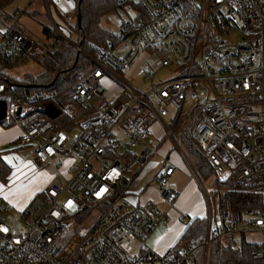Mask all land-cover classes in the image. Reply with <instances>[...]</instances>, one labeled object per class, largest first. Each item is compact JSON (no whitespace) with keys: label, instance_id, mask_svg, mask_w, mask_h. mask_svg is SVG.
Here are the masks:
<instances>
[{"label":"built area","instance_id":"built-area-1","mask_svg":"<svg viewBox=\"0 0 264 264\" xmlns=\"http://www.w3.org/2000/svg\"><path fill=\"white\" fill-rule=\"evenodd\" d=\"M116 2L127 17L88 55L93 67L71 88L88 110L76 133L57 128L44 112L52 103L58 114L76 115L71 104L55 102V88L23 98L0 81V122L18 123V140L34 145L37 163L58 171L61 157L73 159L70 176L51 179L16 220L4 217L13 206L0 196V264H209L214 256V264H264V0ZM21 13H0V67L44 51L17 22ZM63 14L72 20L68 9ZM137 58L140 86L124 76ZM159 70L167 73L157 77ZM105 79L118 86L109 99ZM187 98L196 101L192 136L213 169L216 215L205 191L203 238H178L158 251L148 239L168 222L178 196L169 184L174 167L165 165L154 177L166 210L153 202L133 206L126 173L147 159L148 148L135 150L154 122L173 137L169 124L179 112L170 116L168 107L180 108ZM236 233H257L262 241L237 240Z\"/></svg>","mask_w":264,"mask_h":264},{"label":"trees","instance_id":"trees-1","mask_svg":"<svg viewBox=\"0 0 264 264\" xmlns=\"http://www.w3.org/2000/svg\"><path fill=\"white\" fill-rule=\"evenodd\" d=\"M11 1L0 0V13L5 18L8 17V14L5 13L4 8ZM71 1L73 8L70 14L71 18H74L75 21L70 24L69 21H65V15L52 0H46L48 9L50 10L51 6H53V12L57 16L56 20L54 19L56 26L61 31H63L61 29L63 27L67 32L74 33L76 36L75 41L68 42L55 28L44 26L42 31L49 42L43 45L44 51L41 52L42 71L34 76L16 78L9 76L4 71V68L11 67L12 65L8 64L0 67V81H6L16 95L27 98L37 89L47 90L55 88L57 91L55 102L57 104H71L74 101L71 88L78 78L79 71H87L93 67L88 55L94 56L97 47L112 36L113 31L100 25V18L107 12L116 10L120 6L116 0ZM51 16L53 18V14ZM75 45L79 46L81 50H78ZM87 112L88 110L79 106V112L72 118L59 113L57 116L52 117V120L56 123L57 128L70 129L79 120V116L82 117ZM194 114V111L188 115L179 112L173 120L172 132L196 173L200 176L212 175L213 169L205 159L204 150L192 136V128L196 122ZM7 173L8 167L0 158V177L3 179ZM221 186L225 187L227 185L222 184ZM205 228L206 221L204 217L193 218L185 226L179 240L181 238L185 241L200 240L204 236ZM214 258H217V256L212 257L209 260V264L215 263Z\"/></svg>","mask_w":264,"mask_h":264},{"label":"rangeland","instance_id":"rangeland-1","mask_svg":"<svg viewBox=\"0 0 264 264\" xmlns=\"http://www.w3.org/2000/svg\"><path fill=\"white\" fill-rule=\"evenodd\" d=\"M21 9L22 13L18 17L17 22L23 27V29L38 43L46 45L49 40L46 38L45 34L43 33L42 29L44 26H48L49 28H55L56 23L54 21L55 14L53 12V6H51L49 13L50 15L53 14V19L51 16L48 15L47 8L45 5L44 0H12L5 8L4 11L6 12H13L15 9ZM68 13H71V10L69 9ZM128 11L126 9H114L112 11L107 12L105 15H103L100 18V25L110 31L117 30L118 27V21L120 18H126L128 15ZM66 17V16H65ZM68 21L67 18H65V21ZM72 20H70V24L74 23ZM60 26V25H59ZM61 27V26H60ZM58 28V27H57ZM63 31H61L66 40L68 42H73L76 39V36L74 33L67 32L63 27H61ZM57 30V29H56ZM57 30V32H59ZM42 56V53L37 51L35 54H30L28 57L23 58L19 60L16 64L12 65L11 67L4 68V71L11 77L16 78H24L25 76H34L37 75L40 71H42V62L40 61V58ZM140 65V58H137L128 68L124 70V76L132 78V83L136 85L144 84L142 83V79L140 76V73L138 71ZM84 71H79V73H82ZM167 73L165 70H159L156 73V76H163ZM78 76V75H77ZM71 105L77 108V103L75 101L71 102ZM196 101L194 99L187 98L182 106L180 108H177L175 105L170 104L168 107V111L170 116H173L175 113L180 112L181 114L188 115L190 112H193L195 110ZM195 112V111H194ZM165 122H168V118L164 120ZM1 123V122H0ZM17 123V122H15ZM12 124V123H9ZM18 124V123H17ZM8 125V124H7ZM173 122L169 124L171 127V131H173ZM77 129L74 128L72 133H76ZM173 133V132H172ZM174 136V134H173ZM156 144H152V148H155L157 145V141H155ZM165 146H169L172 149L171 153L169 154V158L167 161L172 162L176 165L175 172L170 178V184H173L177 191L179 192V198L183 197L188 192L189 187V181L192 179L190 168L186 164L185 160L179 153V150L177 149L174 141L172 138L168 137L165 139L164 142H162L160 149H157V152L153 153L152 156L147 160L146 165H148L147 171L151 173V176L153 175L155 169H158V167L162 164L163 159L165 155L163 156L162 150H164ZM10 151L7 152L10 156V161L12 162L8 167V173L4 176L2 179L0 177V185H2L5 188V191H15L17 189H21L23 187L21 186H27L30 184L33 186V176L36 173L37 170L43 169L48 172H53L54 168L51 164L45 163L43 165H36L33 161L34 159V150L35 147L32 144L25 145L21 144L20 142H13L12 145L9 147ZM136 151V150H135ZM138 151V149H137ZM187 158V156H186ZM57 159H54V163H56ZM188 160V159H187ZM60 161V159H59ZM58 161V162H59ZM34 164V167H32ZM141 167V164L134 163L130 167L129 174H134L139 168ZM190 174V175H189ZM201 181L204 186V191H206V194L209 195L211 205H212V215H216V208H215V202H213L214 197H217V193H215L216 188L213 184V176L212 175H201ZM32 180V181H31ZM161 185L156 183L155 181H150L149 187L147 189L148 194L153 196L154 198L158 194L160 190ZM22 190V189H21ZM20 190V191H21ZM22 193L18 194H24L25 188L22 190ZM157 193V194H156ZM215 194V195H214ZM179 198L177 201H175L174 206L172 209L169 210V216L172 218L174 215L176 217H180L183 215V212L185 213L183 207L179 203ZM206 198V197H205ZM188 200V199H187ZM186 200V201H187ZM205 202V201H204ZM206 204V203H205ZM157 206L160 209H168V205L165 203H158ZM207 212V210H206ZM94 213V215H93ZM90 218H88L87 221H92L94 217L98 214L97 211H94ZM5 218L16 220L17 219V209L11 208L10 213H6ZM189 218H186V220ZM173 220V219H171ZM169 221V220H168ZM175 221V220H174ZM186 221H183L181 227L185 225ZM175 225V223L173 224ZM180 227V232H181ZM243 237H246L247 239H252L256 242H261L262 237L261 235L257 233H245L244 235L240 233L235 234V238L237 240L242 239ZM210 257V256H209ZM208 264V262H207Z\"/></svg>","mask_w":264,"mask_h":264},{"label":"crops","instance_id":"crops-1","mask_svg":"<svg viewBox=\"0 0 264 264\" xmlns=\"http://www.w3.org/2000/svg\"><path fill=\"white\" fill-rule=\"evenodd\" d=\"M52 2L59 8L62 12L66 11L67 9L72 11L73 8V3L71 0H52ZM18 9V8H17ZM48 12V11H47ZM8 16H11L12 12H6ZM50 13L48 12V15ZM50 16V15H49ZM57 16H55L56 18ZM52 18V16H51ZM54 18V17H53ZM52 18V19H53ZM104 83L106 85V91H105V96L109 99L114 96V92L118 90V86L112 82L109 81V79H105ZM65 104V103H64ZM73 106V105H72ZM75 114L79 112V106L74 107ZM85 113V112H84ZM81 117V116H79ZM78 117V118H79ZM78 120L76 121L75 125L70 128V132L74 130V128H77ZM20 135V127L17 123H12L8 125H4L0 123V158L6 165H10L12 162L10 161V156L6 154L7 152L10 151V146L12 145L13 142H19L18 138ZM169 136L165 135L163 132V126L160 121H156L152 124L150 130H149V135L147 139L144 141L143 144L138 146L136 148V152L142 151L144 148H148V157L147 159L141 163V167L134 173V174H129L128 171L126 173V178L130 181V184L127 188V198L129 202L134 206L142 207L143 205L147 204L148 202H153V203H161L160 197H159V192L154 198L150 194H148L147 189L149 187L150 181H154V177L157 174L161 168H163L165 165H173L174 169L169 177V180L171 176L175 172L176 165L172 162L167 161L169 158V154L171 153L172 149L169 146H165L164 150H162V155L164 157L162 164L158 167V169H155L153 175L151 176V173L147 171L148 165H146L147 160L152 156L153 153L157 152V149H160V146L162 142L165 141L166 138ZM174 141L177 149L179 150V153L185 160L186 164L190 168L189 170L191 171L192 174V179L189 181V187H188V192L185 196L179 198V192L178 196L175 201L178 200L179 198V203L183 207L185 213L183 212V215H186L187 218L193 219V218H203L206 214L207 210V205L206 203V198H205V189L203 186V183L201 181V176L198 175L195 171V169L190 165L189 161L187 160L185 154L183 153V150L181 146L179 145V142L176 140V138L170 137ZM71 140H69L70 142ZM155 141H157V145L155 148H152V144H156ZM138 149V151H137ZM34 163L36 165H39L34 157L33 159ZM73 163L72 157L68 154L64 157L60 158V164L58 167V171L54 170L53 172H48L43 169H39L36 171L34 176L32 177L33 179V186L30 188V184L27 186H21L22 190L25 188L24 194H18L22 193L23 191L21 189H17L15 191L9 192L5 191V188L0 185V196L8 200L13 208L20 210L22 209L29 199L36 194L37 192L41 191L44 189L46 184L53 179L55 176H63V177H69L71 173V165ZM34 167V164L33 166ZM190 175V174H189ZM170 184V181H169ZM171 186L175 187L173 184H170ZM176 188V187H175ZM21 190V191H20ZM188 199V200H187ZM187 200V201H186ZM205 201V202H204ZM175 203V202H174ZM174 206V204H173ZM172 206V207H173ZM172 207L169 208L172 209ZM173 219V220H171ZM175 220V221H174ZM181 216L176 217L174 215L172 218L169 217V221L166 224H159L157 227L152 231L151 235L149 236L148 242L149 244L155 248L158 251H162L165 249L166 246L172 244L175 242L182 234L185 225L181 227L180 224H182L183 221H181ZM175 223V225H173ZM180 227H181V232H180Z\"/></svg>","mask_w":264,"mask_h":264},{"label":"water","instance_id":"water-1","mask_svg":"<svg viewBox=\"0 0 264 264\" xmlns=\"http://www.w3.org/2000/svg\"><path fill=\"white\" fill-rule=\"evenodd\" d=\"M44 112L50 117H55L58 114L57 108L52 103H49L45 107ZM4 115H5V103L4 101L0 100V120L4 117Z\"/></svg>","mask_w":264,"mask_h":264},{"label":"snow or ice","instance_id":"snow-or-ice-1","mask_svg":"<svg viewBox=\"0 0 264 264\" xmlns=\"http://www.w3.org/2000/svg\"><path fill=\"white\" fill-rule=\"evenodd\" d=\"M69 203H71V202H69ZM4 231H7V229H4Z\"/></svg>","mask_w":264,"mask_h":264}]
</instances>
